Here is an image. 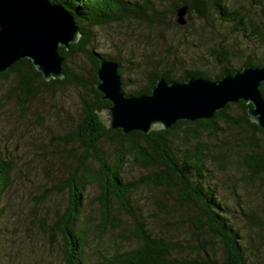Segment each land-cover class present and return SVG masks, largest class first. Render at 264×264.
Segmentation results:
<instances>
[{
  "label": "rangeland",
  "instance_id": "rangeland-1",
  "mask_svg": "<svg viewBox=\"0 0 264 264\" xmlns=\"http://www.w3.org/2000/svg\"><path fill=\"white\" fill-rule=\"evenodd\" d=\"M229 7L264 25V0H229ZM165 9V5L159 7ZM177 20L175 16L170 21L178 29L149 20H130L94 29V50L123 63L122 79L129 82L126 93L146 86L154 72L171 69L179 74L185 69L211 66L210 52L216 43L238 51L237 57L232 58L235 67L248 53L259 50L256 54L264 55L255 39L244 37L216 14L208 24L197 16L187 19L184 26ZM68 65L89 76L91 64L84 56L75 57ZM18 86L16 73L0 83V160L13 167L0 197V264H65L63 241L60 236L54 237L53 229L54 216L68 205L69 194L57 192L54 187L79 166L85 155L81 147L67 144L65 138L82 119L86 91L71 83L55 84L48 90L36 80L33 91L25 98ZM182 132L171 138L179 155L189 147ZM203 140L226 155L224 164L211 166L209 180L218 189L226 216L240 231L250 264H264V174L252 177L246 166L254 152L264 157V136L256 132L254 142L250 143L241 127L218 124L216 136L203 135ZM101 148L109 159L117 154L116 145L108 141ZM86 162L98 169L96 160ZM154 173L153 168L131 158L126 162L124 177L129 183L145 182ZM130 205L132 210L127 212L114 200L105 227L100 222V188L97 184L87 187L82 221L92 226L86 248L92 259L95 252L108 254L138 246L135 217L145 224L147 231L178 243L176 254L180 256L204 251L202 244L196 243L190 223L195 210L178 200L173 188L141 184L133 190ZM207 252L223 256L218 243L212 248L208 245Z\"/></svg>",
  "mask_w": 264,
  "mask_h": 264
},
{
  "label": "trees",
  "instance_id": "trees-1",
  "mask_svg": "<svg viewBox=\"0 0 264 264\" xmlns=\"http://www.w3.org/2000/svg\"><path fill=\"white\" fill-rule=\"evenodd\" d=\"M61 4L76 20L81 31V38L69 49L60 48L64 59L63 79L45 81L30 60L22 59L6 71L0 73V83L11 74L19 76V90L25 98L33 91V83L39 80L48 90L55 84L71 83L86 91L83 98V116L65 141L76 144L84 151L79 166L69 172V176L58 186L57 192L67 191L69 203L54 216V237L60 236L63 241L62 258L65 264H250L245 248L241 243L240 231L234 227L225 214L221 204L218 189L209 180L211 166L224 164L226 155L215 151L209 143L203 140V135L217 134V125L239 126L245 132L248 142H254V133L264 136V129L252 122L248 114L251 104L243 101L229 103L216 112L212 118L205 120L178 121L170 130L156 129L149 134L134 131L123 134L121 130L108 129L102 118V112L111 107L112 103L104 99V95L96 89L99 83L97 70L102 59H110L118 63V72L122 78L124 65L117 57L106 58L93 48L94 29L111 24H122L130 20H149L158 25H170L172 17H177L178 9L188 7L186 20L197 16L206 24L216 14L223 23L232 25L240 34L249 39H255L264 52V25L251 17H244L237 10L229 7V0H52ZM166 6L165 10L159 7ZM168 19V20H167ZM164 23V24H163ZM178 23V22H177ZM180 25V24H179ZM181 26V25H180ZM191 25L188 26V28ZM243 32V33H241ZM253 49L252 51H254ZM256 52L248 53L247 58L238 66L232 58L237 57V50L222 42L216 43L210 52L211 66L207 68L185 69L175 74L171 69L154 72L149 83L126 93L128 81H123L122 90L126 97L151 95L152 89L160 78L168 83H183L190 78H207L215 80L225 75H233L247 66H264V55ZM77 56H84L90 62L89 76L69 67L68 62ZM260 92L264 97V82ZM235 110L239 113L236 114ZM183 131L189 141V147L179 155L171 138ZM202 135V136H201ZM105 141L117 147V154L109 159L102 151L101 144ZM135 159L142 166L153 168L155 173L149 180L126 182L124 177L127 160ZM96 160L98 169L94 170L86 162ZM246 166L252 177L264 174V157L254 152L246 161ZM10 162L0 160V197L5 189L12 170ZM153 183L174 189L178 200L188 204L195 210V216L190 220L196 243L202 244L204 251L199 250L192 255L176 254L179 244L147 231L145 224L135 217L137 235L140 241L135 248L114 251L108 254L95 252V258L88 255L91 227L84 224L83 207L87 187L97 184L100 188L101 225H107L111 218V207L115 200L119 206L131 212V194L141 184ZM103 232V231H101ZM218 243L223 250L222 257L210 255L208 245Z\"/></svg>",
  "mask_w": 264,
  "mask_h": 264
},
{
  "label": "water",
  "instance_id": "water-1",
  "mask_svg": "<svg viewBox=\"0 0 264 264\" xmlns=\"http://www.w3.org/2000/svg\"><path fill=\"white\" fill-rule=\"evenodd\" d=\"M188 7L178 9V24L184 26ZM81 38L75 18L52 0H0V73L22 59H28L45 81L63 79L64 59L60 48L69 49ZM119 65L102 59L97 70L96 89L112 106L102 112L108 129L123 134H149L170 130L178 121L207 120L229 103L251 104L252 122L264 129V66H247L233 75L210 80L190 78L183 83L158 79L151 95L126 97Z\"/></svg>",
  "mask_w": 264,
  "mask_h": 264
}]
</instances>
